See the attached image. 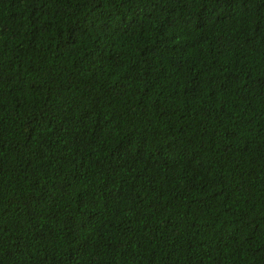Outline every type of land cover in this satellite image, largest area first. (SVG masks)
<instances>
[{"label": "trees", "instance_id": "obj_1", "mask_svg": "<svg viewBox=\"0 0 264 264\" xmlns=\"http://www.w3.org/2000/svg\"><path fill=\"white\" fill-rule=\"evenodd\" d=\"M0 264H264V0H0Z\"/></svg>", "mask_w": 264, "mask_h": 264}]
</instances>
